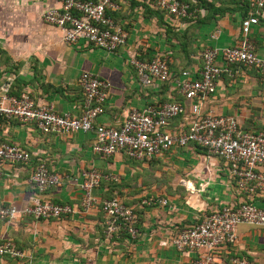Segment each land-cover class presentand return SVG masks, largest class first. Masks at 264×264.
Instances as JSON below:
<instances>
[{"label": "crops", "instance_id": "0c3cea01", "mask_svg": "<svg viewBox=\"0 0 264 264\" xmlns=\"http://www.w3.org/2000/svg\"><path fill=\"white\" fill-rule=\"evenodd\" d=\"M60 1L0 0V86L9 83L11 94L27 92L36 103L78 114L83 96L77 78L88 71L109 84L103 110L95 119L108 125H118L130 109L149 103H184L179 81L197 76L205 47L237 41L239 20L247 11L243 0H183L192 5L193 13L175 18L142 0H112L115 8L106 13L126 32V41L107 52L82 38L64 42L61 30L41 20V10L59 6ZM249 37L257 56L264 58V17L251 27ZM156 55L166 58L170 76L152 86L142 85L129 59ZM226 69L201 111L232 116L246 130H264V80L252 67L230 64ZM180 120L171 119L168 127ZM0 141L30 153L27 163L0 162V204L22 208L34 192L31 171L43 162L59 180L41 197L74 207L72 214L56 219L0 220V242L11 239L22 253L0 256V264H191L193 252L176 251L168 242L181 228L228 202L247 199L264 209V192L246 196L228 181L220 158L193 144L172 147L147 162L122 153L101 157L91 149L93 131L43 133L15 119L2 121ZM91 168L111 172L118 181L101 180L92 191L95 202L84 209L79 205L80 172ZM136 171L143 175L136 176ZM114 196L136 211L134 239L122 232L104 238L98 204ZM162 199L165 204L158 202ZM235 234L229 253L264 264V226L238 224ZM225 252L220 251V257Z\"/></svg>", "mask_w": 264, "mask_h": 264}, {"label": "built area", "instance_id": "2783aa9c", "mask_svg": "<svg viewBox=\"0 0 264 264\" xmlns=\"http://www.w3.org/2000/svg\"><path fill=\"white\" fill-rule=\"evenodd\" d=\"M142 1L175 18L193 13V7L183 0ZM243 1L247 11L240 17L237 41L226 46L205 47L200 53L201 66L197 76L179 81L178 89L184 103H149L140 109H130L118 125L95 123L103 110L109 84L88 71H82L77 78L83 96L78 114L57 112L48 104L36 103L27 92L11 94L9 83L1 85L0 128L3 120L15 119L43 133L93 131L91 149L95 154L106 157L122 153L126 158L139 162L150 161L172 147L193 144L220 158L226 167L228 181L246 196L263 193L264 130H246L232 116L211 110L201 111L215 81L221 73L227 72V65L252 67L264 80V58L257 56L249 37L251 27L264 17V0ZM113 8L112 0H61L59 6L43 8L40 18L45 24L61 30L64 42L82 38L92 47L113 52L126 41V32L106 13ZM129 64L138 81L145 86L166 81L170 76L164 56L156 55L150 59L133 56ZM178 116L181 117L179 123L169 128V121ZM29 160L30 153L26 149L0 141V162L27 163ZM58 180L57 173L38 162L29 176L34 192L27 203L20 209L0 204V220L13 221L21 216L56 219L72 214V204L41 197L47 188L57 185ZM101 180L115 182L118 177L94 168L80 172L81 208H88L95 202L92 191ZM158 202L166 203L165 199ZM144 203L151 204L152 201ZM98 206L103 218L104 238L109 239L121 232L130 239L136 238L138 216L132 206L115 196L100 200ZM238 224L264 226V209L247 199L238 203L228 202L211 209L198 222L184 226L168 242L176 251L193 252L195 257L191 264H252L250 260L228 251L236 240L235 227ZM220 251H226L225 257H220ZM4 255L19 257L22 253L11 239H3L0 256Z\"/></svg>", "mask_w": 264, "mask_h": 264}, {"label": "rangeland", "instance_id": "374dc122", "mask_svg": "<svg viewBox=\"0 0 264 264\" xmlns=\"http://www.w3.org/2000/svg\"><path fill=\"white\" fill-rule=\"evenodd\" d=\"M135 164H136V165H140L139 162H137V163H135ZM135 175H136V176H139V175H143V173H141V172H139V171H136V174H135ZM135 175H134V176H135Z\"/></svg>", "mask_w": 264, "mask_h": 264}, {"label": "trees", "instance_id": "16d2710c", "mask_svg": "<svg viewBox=\"0 0 264 264\" xmlns=\"http://www.w3.org/2000/svg\"><path fill=\"white\" fill-rule=\"evenodd\" d=\"M191 7H192V5H191ZM110 182H112V183H116V182H114V181H110Z\"/></svg>", "mask_w": 264, "mask_h": 264}]
</instances>
